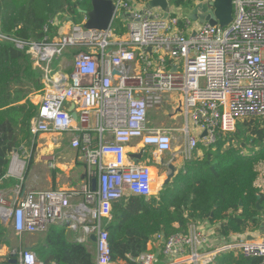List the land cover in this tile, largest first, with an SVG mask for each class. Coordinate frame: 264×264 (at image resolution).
Masks as SVG:
<instances>
[{"label": "built area", "instance_id": "built-area-1", "mask_svg": "<svg viewBox=\"0 0 264 264\" xmlns=\"http://www.w3.org/2000/svg\"><path fill=\"white\" fill-rule=\"evenodd\" d=\"M112 1L113 20L121 12L125 16L132 13L126 0ZM166 1L168 18L148 11L132 13L128 33L120 42L114 41L111 24L101 31L74 26L56 44L31 45L28 52L34 63L45 58L50 63L67 49L77 51L64 87H54L60 75L44 79L46 90L29 131L33 139L68 135L70 147L83 158L86 178L77 191L23 195L17 187L10 197L0 194V223H10L15 235L44 234L51 226L65 225L79 234L74 239L78 244L88 246L89 236H96L95 264H115L105 229L112 203L129 196H154L149 164L126 162V148L133 141L141 144L142 153L152 148L164 155L172 149V133L179 131L185 135L184 154L190 160L199 144H213L218 132L231 133L242 119L264 117V0H232V21L224 28L193 27L187 17L171 13ZM167 95L179 97L176 110L200 135L205 131V137L189 133L188 125L150 127L149 110L160 106ZM17 153H11L5 176L19 180L26 160ZM77 196L82 202L72 203ZM189 232L167 239L156 236L159 254L146 251L135 263L212 264L217 255L236 250L241 257L260 259L264 264V231L255 242L225 245L206 253L199 252L206 241L202 233L194 226ZM17 255L16 264H43L31 251ZM179 257L187 259L177 261Z\"/></svg>", "mask_w": 264, "mask_h": 264}, {"label": "trees", "instance_id": "trees-1", "mask_svg": "<svg viewBox=\"0 0 264 264\" xmlns=\"http://www.w3.org/2000/svg\"><path fill=\"white\" fill-rule=\"evenodd\" d=\"M148 1L130 3L134 6ZM169 3L174 8L191 6L190 0ZM84 6L90 7L89 0H0V181L5 178L12 152L29 148L32 154L35 149L29 127L39 106L31 102V97L42 94L44 84L42 72L33 67L28 51L33 44H52L56 31L49 21L55 12L76 16L77 7ZM122 22L117 19L113 24ZM126 30L122 26L121 31L113 32L122 35ZM199 145L202 157L187 160L183 170L157 196H129L112 203L111 220L105 229L113 263L136 264L134 260L147 251L152 239L185 235L191 222L227 220L222 226L224 235L241 233L248 223L258 226V217H264V193L260 192L264 117L242 119L233 132H218L213 144ZM31 161L32 157L28 165ZM238 211L240 214L234 215ZM66 230L65 225L49 228L44 244L33 247L38 260L43 264H95L94 245L90 249L71 241V233ZM8 238V231L0 223V246L8 244ZM10 257L17 259V255ZM248 262L262 264L260 259Z\"/></svg>", "mask_w": 264, "mask_h": 264}, {"label": "crops", "instance_id": "crops-1", "mask_svg": "<svg viewBox=\"0 0 264 264\" xmlns=\"http://www.w3.org/2000/svg\"><path fill=\"white\" fill-rule=\"evenodd\" d=\"M127 3L131 5L132 13H143L145 9L144 4H137L133 6L130 2H127ZM203 3L207 4L206 2H203ZM85 8L88 9L90 7L84 6L83 8H80V9H85ZM77 9H79V7H77ZM174 9L175 8L171 6V10H172L171 13L173 12ZM147 11L150 12L153 16L164 19L162 11L158 8L148 9ZM121 13L118 14L119 17L113 20V23L115 22V20L121 19L123 21V27L125 28L127 27V30L122 35L114 34L115 42H120L126 37L128 33V25L132 21V17H131L132 13L127 14V16H125L124 18L122 17L123 13L122 14ZM168 15L166 18H168ZM85 20H86L85 17L81 13H78V15L76 16H71L69 14H59V15L57 14V17L51 20L52 22L49 21L51 23L52 28H54V30L56 31V33H53L54 36L52 37L51 43L56 44L63 37L70 35L72 28L74 26H82L85 23ZM197 26L199 25L196 24L193 27H197ZM76 52L77 51L75 49H67L61 55L56 56L55 60L57 61L58 69H57V72H54V73H52V69H51L52 62L48 63L47 61L45 62L43 60L39 62L36 61V63H34L33 61L34 68H38L41 71H43V68L49 69V73L42 74L41 82L44 84V79H52V78L55 79L57 76L60 75L62 77L61 79L63 78L65 79V82L63 85L64 87L69 82L68 76L72 68L71 66L72 56ZM48 86H50V84H48ZM45 88H46V85H44V89ZM44 89H43V92H44ZM42 96H43V93L32 96L31 102L39 106ZM173 97L175 96L173 95L165 96V99L163 102L164 105L162 104L154 108V111H158V110L164 111V108L173 107L172 105ZM179 100L180 99L178 97V101L176 102L177 106H178ZM177 106L174 107L175 113H180L178 110H176ZM68 109L69 110L72 109V106H70ZM148 124L150 125V127H153V128H161V125H159L160 127H158L155 121L151 119H150V123ZM167 125L168 124H164V126H167ZM186 125H188V123L186 122V120H184V126H182L181 128H185ZM172 126L173 127L167 126L166 128L177 129V128H174V126L176 125L172 124ZM180 133L181 132L179 131H174L172 133V136H173L172 148L175 146L176 135ZM191 134L200 136V133L197 132L193 127L191 130ZM183 136L185 137L184 134ZM69 139L70 138L68 135L58 136V135H50V134L41 135L40 137L35 138L34 144H35L36 152L33 155V157L30 156V159L32 157V161H31V164L28 165V168L26 170L27 172L25 171L26 173H23L24 176L22 177L23 178L22 181L19 182L18 179L5 176V178H3V180L0 181V194L6 197H10L11 195L14 194L17 187H20L21 194L23 195L27 193H31V192L46 191V190H64V191L79 190L82 183L85 181V178H86V166L79 152L70 147ZM184 148H185V138H184L183 150L175 151V148H173V152H171L172 151L171 149V151L167 153L171 159L169 161L165 160L162 164L161 163L162 155L160 156V154L156 153L154 149L152 148L146 149L144 153H142L141 144L137 141H133L126 148V162L129 165L131 164L141 165V164L148 163L149 166L151 167V170H153L154 166L158 165L157 168H158L161 180H162V184L160 185V189L158 190L159 192L163 189V186H166V185H163V183L168 175L167 166L169 164L177 168L175 177L183 170L185 162L187 161L185 154H184ZM146 153H148V157L145 158L144 156ZM202 154H203L202 150L198 148L191 154L190 160L201 158ZM138 155H141V159L135 163L136 156ZM24 159L27 160L26 158ZM26 166H27V163H26ZM173 179H171L169 183H171ZM262 184L263 186L260 189V192L264 193V182ZM153 195L157 196L154 193ZM81 202H82V198L80 196H77L72 200V203H75V204L81 203ZM239 214H240L239 211L234 213V215L236 216ZM258 221L259 223L256 228L255 226H253L252 223H248L243 232L241 233L228 232L227 235L222 234V226L226 225L227 220H224L218 223H213V224H211L209 221L197 222V223L191 222L189 224V227L194 226L204 236V239L206 241L204 243V247H202L199 250V252L206 253V252L213 251L214 249H217L225 245H236V244L238 245V244L257 241L264 231V217L259 216ZM72 233L73 234H71L69 238L71 241H74V239L78 237L79 234L74 233V232ZM189 233L190 232L188 231V233L185 234V236H187ZM74 234H77V236H74ZM40 235L41 234L39 235L38 234H32V235L25 234L22 236L15 235L17 239H19L18 242L10 239L9 237L8 238L9 243L6 245L0 246V264H6V263L12 264L10 261L14 259L11 258L10 256H13L11 255V253H14V252L16 253L15 255H17L19 251H31L35 254V252L33 251V247L39 244L38 239L41 238ZM91 244L87 246L90 249H92ZM160 249H161V245L155 239H152L147 247V251L155 255L159 254ZM234 251H230L226 253L233 252L235 257L240 256L236 250ZM93 252H94V246H93ZM9 253L10 255L6 256V260H3L2 256H5L6 254H9ZM188 253H189V249L187 248L186 255H188ZM226 253H223V255ZM17 258H18V255H17ZM184 258L187 259L186 257H179L177 258V261H184L185 260Z\"/></svg>", "mask_w": 264, "mask_h": 264}, {"label": "water", "instance_id": "water-1", "mask_svg": "<svg viewBox=\"0 0 264 264\" xmlns=\"http://www.w3.org/2000/svg\"><path fill=\"white\" fill-rule=\"evenodd\" d=\"M191 6L187 8V19L194 24L199 26L209 25L218 26L224 28L232 21V0H213L207 4L203 2H197L196 0H190ZM91 9L81 10L78 9V13H81L85 17V23L82 25L85 30H107L111 27L113 22V16L116 13V9L113 5L112 0H89ZM127 2H130L127 0ZM146 12L148 9H160L163 13V18L165 19L169 13L168 2L166 0H150L144 4ZM57 17L55 12L51 17L53 20ZM124 18L125 15L123 14ZM150 51V49H148ZM48 61V59H44ZM175 70V69H172ZM65 79H61L58 83L54 85L55 88L63 87ZM73 120L77 119L75 113L71 114ZM207 133L204 131L200 135L201 138L205 137ZM135 158V157H134ZM141 159V155L136 156L135 163ZM164 160L161 161L163 164ZM169 174L165 179L163 185H167L171 179L176 175L177 168L171 164L167 166ZM92 189H95V180L92 181ZM260 219V218H259ZM89 240L92 244L96 242V236L91 234ZM12 264H16V260L10 261Z\"/></svg>", "mask_w": 264, "mask_h": 264}, {"label": "rangeland", "instance_id": "rangeland-1", "mask_svg": "<svg viewBox=\"0 0 264 264\" xmlns=\"http://www.w3.org/2000/svg\"><path fill=\"white\" fill-rule=\"evenodd\" d=\"M173 13H174V15L176 17H184V16L187 17V5L185 4L183 7L175 8L173 10ZM192 25L195 26L196 24L192 23ZM122 26H123V22L121 24H119V23L112 24L113 31L114 32L121 31ZM51 62H52L51 63L52 73L57 72V69H58V67H57L58 66L57 61L55 60V58H53ZM41 72H42V74L43 73L45 74V68H43V71H41ZM177 101H178V97L177 96L173 97V104H172L173 107L164 108V111H160V110L154 111V109H150L149 112H148V114H147V123H150V119H151V120L155 121V123L158 125V127H160L159 125H161V127H167V126L173 127L172 124L178 126V127L174 126V128H181L182 126H184V120H185L184 114H182V113H175L174 107L177 106V104H176ZM164 124H168V125L167 126H164ZM188 130H189V133H191L192 127H191V124L190 123H188ZM184 138L185 137L183 136L182 133L176 135V138H175V141L176 142H175V146L173 147V148H175V151L176 150H178V151H182L183 150V147H184ZM173 148H172V151L171 152H173ZM35 149L33 150V153L32 154H30L29 148H25V149L18 150V153L17 154L19 155L20 159L21 160H23V158H26L27 159L26 160L27 166H28V162L30 161V156L33 157V155L36 152ZM23 150L26 151V152H24ZM144 157L145 158L148 157V153H146ZM161 158L164 161L165 160L166 161H169L171 159L168 154L162 155ZM27 166H26V168L24 170V173L27 172L26 171L27 170ZM157 166L158 165L154 166L153 167V170H152L153 171L152 172V177H153L154 180H152V187L151 188H152V192L155 195H158V190L160 189V185L162 184V180H161V177L159 175V171H158ZM167 171H168V174H169V170L168 169H167ZM23 176H24V174H23ZM263 177H264V175L261 176V181L264 182ZM22 179L23 178L19 179V182L22 181ZM1 224L8 231L10 239L15 240L16 242H18L19 239H17V237L14 235L10 223H2L1 222ZM66 231L68 232V234L69 233L73 234L68 229ZM46 233L40 235V237L43 238V239H41V238L38 239V243L39 244H42L43 243V240L45 238ZM74 236H77V234H74ZM38 243H36V244H38ZM7 255L9 256L10 253L9 254H6L5 256H2L3 257V260H6V256ZM11 255H14V253H11ZM7 262H8V260H7ZM212 264H249V262H248V259H245V258H243L241 256L235 257V255L233 254V252H231V253H226L224 255L222 254V255L216 256L215 259H214V262Z\"/></svg>", "mask_w": 264, "mask_h": 264}, {"label": "bare ground", "instance_id": "bare-ground-1", "mask_svg": "<svg viewBox=\"0 0 264 264\" xmlns=\"http://www.w3.org/2000/svg\"><path fill=\"white\" fill-rule=\"evenodd\" d=\"M47 51H48V52H52V49L49 48V49H47ZM152 172H153V171L151 170V177H152ZM152 179H153V177H152Z\"/></svg>", "mask_w": 264, "mask_h": 264}]
</instances>
